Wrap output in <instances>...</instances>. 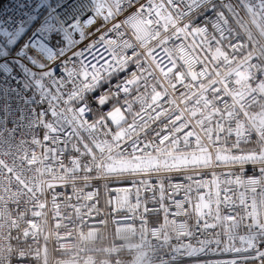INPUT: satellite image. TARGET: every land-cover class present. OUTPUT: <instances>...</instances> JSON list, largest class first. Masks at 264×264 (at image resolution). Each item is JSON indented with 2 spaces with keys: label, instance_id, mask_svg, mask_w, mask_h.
Returning a JSON list of instances; mask_svg holds the SVG:
<instances>
[{
  "label": "snow or ice",
  "instance_id": "1",
  "mask_svg": "<svg viewBox=\"0 0 264 264\" xmlns=\"http://www.w3.org/2000/svg\"><path fill=\"white\" fill-rule=\"evenodd\" d=\"M35 32L42 67L68 41L65 77L39 82L47 134L0 143V264H48L61 228L88 243L109 220L138 264H264V0H57ZM101 182L135 203L101 206Z\"/></svg>",
  "mask_w": 264,
  "mask_h": 264
},
{
  "label": "built area",
  "instance_id": "2",
  "mask_svg": "<svg viewBox=\"0 0 264 264\" xmlns=\"http://www.w3.org/2000/svg\"><path fill=\"white\" fill-rule=\"evenodd\" d=\"M56 5L57 0H7L0 7V143L19 144L22 141H30L41 133L47 134L45 122H54V118L51 117L50 101L39 87V82L47 79L46 73L54 74L55 80L64 79L65 67L60 48L66 50L68 41L64 39L65 44L60 48H53L50 42L45 41L51 48L53 58L43 67L33 62L36 49L32 45L37 39H43L35 29L49 9ZM25 25L26 38L21 43L10 46L13 34ZM75 35L74 39H78L79 34ZM14 62L26 68L30 78L18 74ZM205 179H211V175L205 176ZM98 187L101 206L106 198L115 197V191L109 190L115 188H128L129 199L135 203V186L128 182L109 183L107 188L101 182ZM90 190L91 187L84 189L85 192ZM65 191L68 196L75 199L71 187ZM140 197L142 200L145 197L149 198V208H159V205L151 202L152 192L141 189ZM168 197L182 199L183 192L177 195L170 188L167 190L165 205L174 212L175 208ZM102 211L106 212L107 209L102 208ZM159 222H163L162 211ZM49 228L56 232L51 220ZM83 231L88 230L85 228ZM59 232L64 234L61 240L58 241L56 236L52 235L46 242L48 264H138V233H129L126 237L118 235L113 231L111 220L107 227L97 229L98 235L88 243H85L81 229L75 223L69 224L67 228H61ZM39 243L44 245L45 241L41 239ZM232 258L231 254L202 257V259Z\"/></svg>",
  "mask_w": 264,
  "mask_h": 264
},
{
  "label": "rangeland",
  "instance_id": "3",
  "mask_svg": "<svg viewBox=\"0 0 264 264\" xmlns=\"http://www.w3.org/2000/svg\"><path fill=\"white\" fill-rule=\"evenodd\" d=\"M26 28L27 26H23V28H21L20 30H18L16 33L13 34L11 40H10V46H15L19 43H21L27 36V33H26ZM76 36V35H75ZM77 38V37H76ZM62 40V44L60 47H62L64 44H65V40L63 38V36H61L60 38ZM14 65L16 67V72L22 76H24L25 78H30L29 77V72L28 70H26V68H24L20 63L18 62H14Z\"/></svg>",
  "mask_w": 264,
  "mask_h": 264
},
{
  "label": "trees",
  "instance_id": "4",
  "mask_svg": "<svg viewBox=\"0 0 264 264\" xmlns=\"http://www.w3.org/2000/svg\"><path fill=\"white\" fill-rule=\"evenodd\" d=\"M7 0H0V7L6 2Z\"/></svg>",
  "mask_w": 264,
  "mask_h": 264
}]
</instances>
